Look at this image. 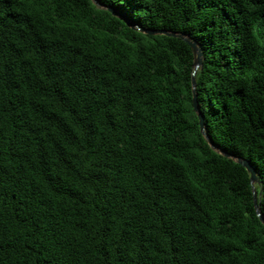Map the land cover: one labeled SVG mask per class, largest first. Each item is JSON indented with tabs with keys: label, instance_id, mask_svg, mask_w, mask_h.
<instances>
[{
	"label": "trees",
	"instance_id": "16d2710c",
	"mask_svg": "<svg viewBox=\"0 0 264 264\" xmlns=\"http://www.w3.org/2000/svg\"><path fill=\"white\" fill-rule=\"evenodd\" d=\"M98 4L0 0V264H264V0Z\"/></svg>",
	"mask_w": 264,
	"mask_h": 264
},
{
	"label": "water",
	"instance_id": "95a60500",
	"mask_svg": "<svg viewBox=\"0 0 264 264\" xmlns=\"http://www.w3.org/2000/svg\"><path fill=\"white\" fill-rule=\"evenodd\" d=\"M92 2L94 4L99 5L97 0H92ZM107 9L114 16L123 17L122 15L117 13L113 8L108 7ZM125 21L128 24V26H130L131 28H135V29H137V30H139V31H141L143 33L151 34V35L162 34V35H166V36L178 37V38H181L182 40H184L186 43H188L190 45V47L193 50L194 56H195L194 72H193V77H192V85H193V93H194V91L196 89L195 75H196L198 69L201 68L202 63H203V52H202V48H201L200 44L195 42V41H193L185 33L170 32V31H166V30H154V31H151V30H147V29H143L141 27H138V26L132 24L127 19H125ZM193 101H194V109H195V111H196V113L198 114V117H199V123H200L201 132H202L203 136L205 137V139L207 140V142L209 143V145L213 149L218 150L225 157H228V158H231V159L235 160L237 163L242 165L248 171V173L250 174L251 184H252L253 191H254V199H255V204H256V210H257L258 216L264 222V219H263V217L261 215L260 207L257 205V201H256L257 195H256V191H255V184L259 183V178H258V174H257L256 169L250 163L249 160H247L245 158H242V157H236L235 155H232V154L226 152L225 150L217 147V145L213 142L212 138L210 137L209 133L206 131L205 124H204V118H203L202 114L200 113V111H199V109L197 107V101H196L195 95L193 97Z\"/></svg>",
	"mask_w": 264,
	"mask_h": 264
},
{
	"label": "snow or ice",
	"instance_id": "6c2138e0",
	"mask_svg": "<svg viewBox=\"0 0 264 264\" xmlns=\"http://www.w3.org/2000/svg\"><path fill=\"white\" fill-rule=\"evenodd\" d=\"M97 2H99V0H97Z\"/></svg>",
	"mask_w": 264,
	"mask_h": 264
}]
</instances>
